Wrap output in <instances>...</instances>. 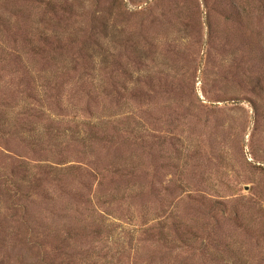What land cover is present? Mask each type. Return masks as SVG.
I'll use <instances>...</instances> for the list:
<instances>
[{"label": "rangeland", "instance_id": "374dc122", "mask_svg": "<svg viewBox=\"0 0 264 264\" xmlns=\"http://www.w3.org/2000/svg\"><path fill=\"white\" fill-rule=\"evenodd\" d=\"M0 264H264V0H0Z\"/></svg>", "mask_w": 264, "mask_h": 264}]
</instances>
